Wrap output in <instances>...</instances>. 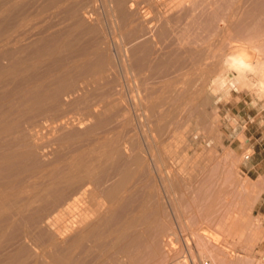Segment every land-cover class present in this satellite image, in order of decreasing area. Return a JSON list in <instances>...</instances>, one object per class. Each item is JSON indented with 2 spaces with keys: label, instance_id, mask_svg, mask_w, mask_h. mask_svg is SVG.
<instances>
[{
  "label": "rangeland",
  "instance_id": "1",
  "mask_svg": "<svg viewBox=\"0 0 264 264\" xmlns=\"http://www.w3.org/2000/svg\"><path fill=\"white\" fill-rule=\"evenodd\" d=\"M5 1L7 0H0V9ZM85 1L81 0L79 5L82 8L92 4L90 7L93 8L91 15L93 18L86 19L89 22L86 21V26H89L85 27L87 30L84 28V35L82 34L80 39V44L83 43L84 48L80 45L83 49H78V52L73 54L64 52L63 56L68 64L72 65L74 62L82 64L84 58L82 59V55L79 56V52L84 50L80 53L86 54L85 60L94 62L97 56L96 53L93 54L92 48L102 39L105 43L102 44L101 52L96 51L101 63H109L106 65L110 71L106 73L105 82H102L98 89L93 91L89 87L90 90H87L91 94L86 101L88 105L82 102L72 105L71 110L70 108L64 112L61 110L59 117L56 115L57 119L53 118L47 125H40L44 122L43 118H36L39 128H43L41 132L39 129L42 148L37 149L33 155L27 156L28 160L32 158L35 162L0 187L1 192L8 190L6 195H0V261L8 258L11 264H55L48 254L45 256L41 254L44 244L38 240L36 232L26 233L27 237L24 238L27 227L23 219L34 208L44 215L57 214L65 201L84 189H91L92 178L101 175L104 171L110 173H106L108 178H104L103 183L96 186L97 189L106 188L120 178L112 168L111 150L113 149L111 148L114 147V141L121 140L126 133L125 130H130V127L126 129L121 126L123 124L119 118L120 110L111 109V105H108L111 115L109 112L106 113L105 109L108 107L103 104L99 103L102 108L105 107L102 111L106 115L100 110L99 104L89 105L93 104L94 97H100L104 92L109 97L103 96L108 99L112 96V98L118 97L116 91L126 95L128 87L133 85V81L137 78H131V74L130 76L124 74L122 59H128L127 62L134 66L138 53L134 50L132 52L129 42L127 45L128 38L123 33V24L119 22L116 12L112 9L114 0H91L90 3L89 0L87 3ZM15 2V6L26 5L27 9L28 25L21 31L25 35L16 43L18 46H26L25 49L40 37L44 38L56 30H67L72 23L66 18V12L61 13L62 15L60 13L54 15L55 13L52 12L54 9L51 7L56 5L58 0H15ZM193 2V5L187 3L185 7L175 10V0H138L127 20L130 21L129 27L133 30H143L153 40L151 46L158 52L152 56L153 64L161 60V63L167 64L173 61L172 57L175 58L176 72L167 78L160 80L138 74L142 78L135 80L137 84L146 83L147 90L142 88V94L148 97L147 104L162 102L159 111L163 120L155 119L154 122L153 118L152 125L156 123L153 127L160 124L163 126L161 128H164L161 129L163 134L161 132L159 154L162 158L165 156L166 165L170 169H166L167 174H171L175 180L174 182L172 180V186L161 185L157 183L160 175L157 176L158 173L154 174L152 169L146 167L140 172L141 180L134 179L127 182L129 184L125 186L129 189L127 193L131 191L134 197L129 210L121 217L122 221L135 219L137 214L135 209L140 206L144 208L140 212L141 215H145L151 212L155 206L153 204H157L160 215L154 220L149 219L150 221L148 220L144 226L136 227V233L132 235L135 246L126 253L113 254L106 251L98 254L97 259L104 264H120L118 261L127 259H130L132 264H264V223L255 208L260 190L244 170L243 166L248 162H241L243 156L252 153V142L264 138L257 130L258 119H264V100L256 101L253 98L257 108H250L252 97L247 90H242L247 88L258 95L263 94L257 84L258 76L255 71L264 63V52L254 50L252 45L255 42L264 44V0H194ZM169 7L174 8L175 17L188 18H183L177 24L175 33L179 40L175 37V42L168 46L156 43L153 34L154 30L159 29V22L153 18L166 14ZM11 8L14 9V3ZM81 8L80 11L83 9ZM62 16L69 22L62 19ZM101 32L108 37L100 35ZM89 38L100 42H94ZM59 47L58 43L56 48ZM121 49L126 51H120ZM236 50L249 53V60L254 67L255 74L249 72L245 74L244 82H248L246 84L243 82L242 85L236 82V71L229 67ZM8 59L1 62V67H5ZM50 60L52 57L47 58L46 63ZM45 70L46 65L43 63L38 71ZM57 74H65L62 77L67 75L66 72ZM72 75L76 79V75ZM219 75H224L226 84L214 81ZM111 79L116 80L117 85L114 87L118 86V90L112 88L113 94L108 84ZM117 79L119 81L121 79L122 83ZM45 80L48 82L49 78ZM124 82L128 84L125 92L121 91L126 89ZM89 99L91 102H88ZM88 112L95 117L98 112L97 115L101 114V118L97 116V120H94L95 117L86 119L90 116ZM100 112L104 115V121ZM107 115L109 118L105 120ZM9 120L6 119V122ZM54 121H60L59 128L55 126L58 123L53 124ZM23 126L27 125L23 124ZM123 131L125 133L122 135ZM63 135L68 136L70 140L64 141ZM4 137L2 136L0 141L8 139ZM30 139L32 140L31 137L25 138V142L30 144L32 142ZM256 143L258 145V142ZM131 167L135 169L136 166ZM171 171L175 177L170 173ZM135 181L137 183L134 184ZM50 185V191L62 190V199L59 203L42 208L37 199L46 195ZM101 218L103 219L101 222L98 221L90 231H86V236L82 239L84 243L91 240L93 242L90 245H97L99 241L105 240L103 237L110 232L111 226L107 215L101 214ZM40 226L43 230H48L44 224ZM63 240L58 241L59 244ZM35 244L39 245L36 250L33 248ZM21 246H25L26 253L12 259L13 254ZM33 253H38V256L30 259ZM83 258L89 257L85 255ZM113 258H117L118 261H113Z\"/></svg>",
  "mask_w": 264,
  "mask_h": 264
},
{
  "label": "bare ground",
  "instance_id": "2",
  "mask_svg": "<svg viewBox=\"0 0 264 264\" xmlns=\"http://www.w3.org/2000/svg\"><path fill=\"white\" fill-rule=\"evenodd\" d=\"M80 1L81 0H58L56 5H53L51 7L52 9H54L52 12L55 13L54 15H57L58 13L63 14L64 12H66V18L70 19L69 21H71L72 23H69V26L67 25L68 29L65 31H63L62 29V31L56 30V32H53L44 38H38L32 44L27 45L29 47H27L26 49V46H18V44H16L19 40L23 39V36L25 34H23L21 31L28 25V22L26 23V5L15 6V0H7L1 5L0 107H2V109H0V139L2 136H5L4 138L8 139L6 141H0V187L7 181L17 176L18 173L26 170L35 162V160L32 161V158L28 160L27 156L33 155L34 152L37 151V149L42 148L40 147L42 136L39 134V129L41 132V129L43 128H39V126L42 124H49V122L52 121V119L55 118L56 115V117H59L58 115L60 114L61 110L64 112V110H66L67 108L69 109L72 105H78V103L82 102L85 105H88L86 101L88 100V95L90 94L88 92L90 91L87 90H90L89 87L92 88L93 91H95L94 89H98V87L102 85V82H105L104 80L106 77V73L110 71L108 68L109 63H101V59L97 55L96 50L101 52V48L103 47L102 44L105 43L104 41H102V39L100 40L102 43L99 40H95L96 42L99 41L100 43H95V47L94 45L92 46L94 47L92 48L93 54L96 53L95 56H97L94 62L93 60H85L86 54L84 52L80 53L84 50H80L79 52V56L81 57L82 55V59L84 58V60L81 59L82 61H84L82 62V64H77L75 62V65L68 64L66 58L63 56L64 52L73 54V52H78V49L84 48L82 46L83 43L80 44V39L84 35V28L89 26H86V19H88L89 17L93 18V16H91L93 13V8L90 7V5L92 4H88L87 7L85 6L86 8L82 7V9L79 5ZM90 1L91 0H89L88 2L90 3ZM193 1L194 0H175V10L183 6L185 7V4L192 3ZM13 3L14 9L11 8ZM85 3H87V0L85 1ZM137 3L138 0H114V7H112V9H114V12H116V16L119 18V22L121 21L123 24L122 29L124 30V32L121 30V28L119 29L127 35V45L129 42L132 48V52L134 50L136 51V53H138V55H136L138 56L136 63H133L134 66H131V64L127 62L128 59L125 60L124 58H121L123 60L122 66L125 71L123 72L124 74H129V76L131 74V78L134 77V79L137 78L138 80L140 77L139 75H141L142 77L147 76L151 78H159L160 80L167 78L168 76L176 72L175 58L172 57L171 59L173 61L170 62L169 60L170 63L167 62V64H163L164 62L161 63L162 60L158 61L159 63L157 62L153 64L154 59L152 58V56H155V54L158 53L155 51L156 49L153 50L151 46V42L153 40L149 38L148 34H145L143 30H133L132 27H129L130 21L127 20H129ZM193 3L191 5H193ZM80 8L82 9V11H80ZM175 10L174 8L169 7V9L166 11V14L154 16L153 19H157L159 22V29H157L156 31L154 30L153 34L156 38V43L164 45L166 44L169 46L170 44L175 42V37H178L175 33V27L179 22H181V20H183V18H185V16L175 17ZM63 16L61 18L66 20ZM187 18L188 17H186L185 19ZM64 20L62 21L65 23ZM95 20L96 19H94V21ZM62 21L60 23H62ZM94 25L95 24L93 23L92 26ZM92 26L91 28H93ZM96 32H98V30ZM122 32L119 33L121 34ZM99 33L97 34L99 35ZM94 35L95 34H93V36ZM100 35H102V32ZM102 36L108 37L107 34H103ZM90 38H92L91 35ZM86 42H88V40H86ZM58 43L60 47L57 49L56 46L58 45ZM89 44H87V46ZM80 45L83 48H80ZM252 48L258 52H264V44H261V42L253 43ZM120 51H126V49H121ZM130 51L131 50L129 48V52ZM17 53L20 55H17ZM50 57H52V60L46 63V59ZM132 58L134 59V56ZM249 58V53L243 50H236L229 62V67L236 71V82L241 83V85L246 79L245 74L248 73L247 66L250 65L254 70V67ZM5 59H8L9 61L7 62V64H5V67H1V62ZM43 63L46 65V70L44 72H39L38 69L41 67V65H43ZM119 64L118 67L120 66ZM120 68L121 67H119V70ZM178 69L179 68L177 67V70ZM59 72H66L67 75L62 77L65 74L59 75L57 74ZM255 72L258 76L257 84L261 88V92L264 94V63L260 64L256 68ZM72 74L76 75V79L73 78L74 75ZM124 74L122 76H124ZM47 78H49L48 82H46L45 80ZM123 78H125V76ZM123 78L121 77L122 81ZM121 79L120 81L118 79L117 80L122 83ZM113 80L108 83L110 85L111 92L113 91L112 88H115L114 86L117 85V83L115 82L116 80ZM124 80L127 81V79ZM135 80L133 81V85H130V87H128L129 90L126 92V95L123 94V92L122 95L121 92L116 91L115 93H117L116 96L118 95V97L112 98V96L110 97V99H108L109 96L106 94V92H104L101 93L100 97H94V100L92 99L93 104L89 105L98 106L99 103L107 107L108 105H111V109L120 110L119 118H121L123 124L121 126L126 127V129L130 127V130H125L126 133L124 131L122 132V135L123 133H125V135H123V138H121V140L117 139L114 141V147L111 148L113 150L110 149L111 152H113V157L111 160L113 164V171L119 174L120 178L106 188L100 189L98 187L100 189L99 190L96 186L103 183L104 178L107 179V174L110 173L109 171L108 173L107 171H104L103 173H101V175L99 174L92 178L91 189H84L83 191L73 196L70 200L65 201L64 204H62L61 202L62 206L57 214H53L51 216L44 215L43 213L38 211V209L34 208L32 209V212L23 219V222L27 227L25 234L32 231L36 232L38 240H41L42 244H44L41 249V254H44V256L48 254V256L53 259L55 264H104L97 259L98 254H103V252L106 251H110L113 254L117 252L126 253L127 250L135 246V241L132 235L136 233V227H142L147 224L149 219L154 220L157 216L160 215V210L157 207L158 205L151 202L155 206L151 209L150 213L141 215L140 212L144 208L140 206L135 209L137 214H135L136 218L132 221H122L121 218L123 215L125 216L126 211L129 210L132 199L134 197V195L131 194V191L127 193L129 189L125 188V186L130 180H141L139 175L142 176V174L140 172H143L146 167L148 169H152L151 171H153L154 174L158 173L156 174L157 176L160 175L159 178H157L156 176L155 177L159 181H157V183H161V185L168 184L169 186L171 185L172 180L173 182L175 180V178H172L173 176L171 177V174H167L166 169L169 168L166 165L165 156L164 159L159 154V144H161L159 141H161L162 138L160 139V137L163 134V131H161V127L163 126L157 124L158 126L156 125V127H153L156 123L152 125L153 118L154 122L155 119L156 121H159L161 119L163 120V116L159 111L162 102H151L150 104H147L149 103L148 97L142 94V88L143 90H147L145 86L146 83L143 84L141 83L142 81H138L141 84H137ZM214 81L221 82L223 85L226 84L224 75H219L214 79ZM126 83L123 84L125 87L128 85H126ZM117 87L115 88L116 90H118ZM126 90L127 87L125 90L121 91L125 92ZM143 93H145V91H143ZM103 95L105 97H108L105 98ZM90 98L93 97L91 96ZM90 100L91 99H89L88 102H91ZM103 106L99 107L101 108V111H104L105 107L102 108ZM109 107V110L105 109L107 111H105L107 114L111 110ZM96 113L99 114L98 112ZM90 114L91 113L88 112V115ZM97 114L96 117L95 115L85 117L86 119L90 117L92 119V117H95L94 120H97L96 118H101V114L100 116H98ZM114 114L116 115V112ZM104 115L106 114L104 113ZM104 115L102 121H104ZM38 117L43 118L44 121L40 125L36 122V118ZM107 117L108 115L105 117V120H107ZM6 119L10 120L6 122ZM67 119L68 118H66L65 120ZM112 119H114L113 116ZM61 120L62 119H60V121ZM55 121L53 124L58 123L55 124V126L57 125L58 127L60 121ZM65 122L62 123L65 124ZM23 124H26L27 126H23ZM150 125H152L153 128L150 127ZM43 126L46 127L45 125ZM162 130H164V128ZM27 137L32 138V140L30 139V141H32L30 144L25 142V138ZM64 137V141L68 142L70 140L68 136L65 135ZM147 161H149V163H147ZM133 165L136 166L135 169H132L131 166ZM164 171L166 174L163 175ZM170 173H172V171ZM172 174L174 175V173ZM135 183L137 182L135 181L134 184ZM132 186L134 185L132 184ZM50 189L51 185L48 187L46 195L42 198L37 199L38 201H40L39 206H41L42 208L47 205L59 203V201H61L62 199L61 189H56L55 191H50ZM7 192L8 190L4 192H1L0 190V195H6ZM101 214H105L108 216L110 223L109 226H111L110 232L103 237V239L105 240L99 241L97 245H90L93 242L91 240H87V242L84 243L82 239L84 238V236H86V231H90L95 224H98V221L101 222L103 220L101 218ZM40 224H44V226L48 230H43ZM26 237L27 234L24 236V238ZM61 239L64 240L59 244L58 241H60ZM38 247L39 245L36 244L33 246L35 250ZM25 249V246L19 247L17 252L13 254L12 259L18 258L19 256L23 255ZM163 249L166 250V248ZM85 255H87L89 258H83ZM37 256L38 253H33L32 255H30V259L37 258ZM113 261L116 262L118 261V259L113 258ZM9 262L11 261H8L7 258L0 261V264H11ZM118 262H120V264H132V261L130 259L121 260Z\"/></svg>",
  "mask_w": 264,
  "mask_h": 264
},
{
  "label": "crops",
  "instance_id": "3",
  "mask_svg": "<svg viewBox=\"0 0 264 264\" xmlns=\"http://www.w3.org/2000/svg\"><path fill=\"white\" fill-rule=\"evenodd\" d=\"M264 119H258V132L264 137ZM258 142V145L257 143ZM257 149V151H256ZM245 164L244 170L257 184L260 192L258 200L255 203L257 213L260 214L264 223V138L262 140H254L252 142V153L250 159Z\"/></svg>",
  "mask_w": 264,
  "mask_h": 264
},
{
  "label": "clouds",
  "instance_id": "4",
  "mask_svg": "<svg viewBox=\"0 0 264 264\" xmlns=\"http://www.w3.org/2000/svg\"><path fill=\"white\" fill-rule=\"evenodd\" d=\"M226 65H227V61H226ZM247 69H248V72L249 74H255L254 73V70L252 69V67L250 65L247 66ZM242 90H247L248 93L251 95L252 97V100H251V103L249 104V107L250 108H254L256 109L257 108V103L253 102V98H255L256 101H259V100H264V94H257L256 92H253V91H250L249 89L247 88H244ZM239 123V121H238ZM250 159V155H246V156H243L242 157V163H246L248 160Z\"/></svg>",
  "mask_w": 264,
  "mask_h": 264
}]
</instances>
